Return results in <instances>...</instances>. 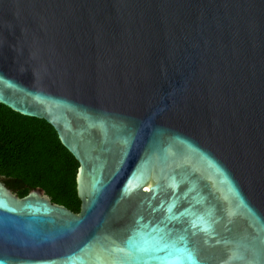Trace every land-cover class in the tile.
Wrapping results in <instances>:
<instances>
[{"label": "water", "instance_id": "obj_1", "mask_svg": "<svg viewBox=\"0 0 264 264\" xmlns=\"http://www.w3.org/2000/svg\"><path fill=\"white\" fill-rule=\"evenodd\" d=\"M0 104L81 200L0 180V264H264V0H0Z\"/></svg>", "mask_w": 264, "mask_h": 264}, {"label": "trees", "instance_id": "obj_2", "mask_svg": "<svg viewBox=\"0 0 264 264\" xmlns=\"http://www.w3.org/2000/svg\"><path fill=\"white\" fill-rule=\"evenodd\" d=\"M79 163L45 120L0 104V179L19 197L41 189L52 203L78 214Z\"/></svg>", "mask_w": 264, "mask_h": 264}, {"label": "flooded vegetation", "instance_id": "obj_3", "mask_svg": "<svg viewBox=\"0 0 264 264\" xmlns=\"http://www.w3.org/2000/svg\"><path fill=\"white\" fill-rule=\"evenodd\" d=\"M2 182H4L5 183V185H6V187L8 188V189H10L14 194H16L15 192H14V190L12 189V188H10L8 185H7V183L5 182V180H2V179H0ZM17 195V194H16ZM18 196V195H17ZM19 197V196H18ZM21 198V197H20Z\"/></svg>", "mask_w": 264, "mask_h": 264}]
</instances>
